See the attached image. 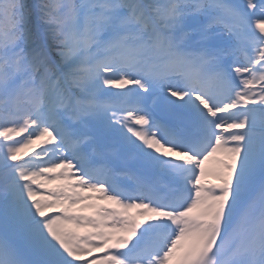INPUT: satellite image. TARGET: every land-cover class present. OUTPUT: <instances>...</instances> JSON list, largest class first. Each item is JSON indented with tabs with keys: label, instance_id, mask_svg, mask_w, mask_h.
<instances>
[{
	"label": "snow or ice",
	"instance_id": "snow-or-ice-1",
	"mask_svg": "<svg viewBox=\"0 0 264 264\" xmlns=\"http://www.w3.org/2000/svg\"><path fill=\"white\" fill-rule=\"evenodd\" d=\"M0 264H264V0H0Z\"/></svg>",
	"mask_w": 264,
	"mask_h": 264
}]
</instances>
